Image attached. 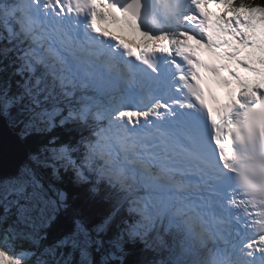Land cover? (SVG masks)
I'll return each mask as SVG.
<instances>
[{"label":"snow or ice","instance_id":"obj_1","mask_svg":"<svg viewBox=\"0 0 264 264\" xmlns=\"http://www.w3.org/2000/svg\"><path fill=\"white\" fill-rule=\"evenodd\" d=\"M0 264H264V3L0 0Z\"/></svg>","mask_w":264,"mask_h":264},{"label":"trees","instance_id":"obj_2","mask_svg":"<svg viewBox=\"0 0 264 264\" xmlns=\"http://www.w3.org/2000/svg\"><path fill=\"white\" fill-rule=\"evenodd\" d=\"M249 2L260 4V3H264V0H249Z\"/></svg>","mask_w":264,"mask_h":264}]
</instances>
